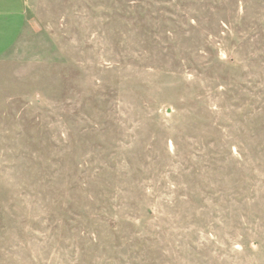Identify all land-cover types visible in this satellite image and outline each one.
I'll return each mask as SVG.
<instances>
[{
	"label": "rangeland",
	"instance_id": "obj_1",
	"mask_svg": "<svg viewBox=\"0 0 264 264\" xmlns=\"http://www.w3.org/2000/svg\"><path fill=\"white\" fill-rule=\"evenodd\" d=\"M24 3L0 264H264V0Z\"/></svg>",
	"mask_w": 264,
	"mask_h": 264
},
{
	"label": "crops",
	"instance_id": "obj_2",
	"mask_svg": "<svg viewBox=\"0 0 264 264\" xmlns=\"http://www.w3.org/2000/svg\"><path fill=\"white\" fill-rule=\"evenodd\" d=\"M24 13H25V3H24V0H22V10H21V16H22V21L24 22L25 20V16H24ZM7 33H8V30L5 31V36H7ZM6 38V37H5ZM18 38V37H17ZM6 42V40H5ZM13 43L14 42H10L9 45L8 43L0 46V56H3L5 53H7L8 50H10V48L13 46ZM10 47V48H9ZM9 48V49H8Z\"/></svg>",
	"mask_w": 264,
	"mask_h": 264
}]
</instances>
